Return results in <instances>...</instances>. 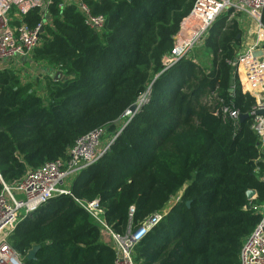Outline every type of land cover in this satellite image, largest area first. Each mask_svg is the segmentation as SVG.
I'll return each mask as SVG.
<instances>
[{
    "label": "trees",
    "instance_id": "obj_1",
    "mask_svg": "<svg viewBox=\"0 0 264 264\" xmlns=\"http://www.w3.org/2000/svg\"><path fill=\"white\" fill-rule=\"evenodd\" d=\"M61 1L50 6V20L41 9L26 16L44 26L41 45L24 62L47 69L41 85L28 82L26 68L0 70V175L11 184L68 159L76 140L95 129L117 137L72 179L70 193L18 224L11 246L24 264H114L113 247L79 203L99 199L118 233L163 215L136 245V264H239L243 239L262 217L254 206L264 204V151L248 116L255 99L231 65L242 44L237 19L220 16L202 48L163 71L196 0H85L106 17L101 30ZM203 48L209 68L193 57ZM224 104L247 118L237 127L224 122L212 110Z\"/></svg>",
    "mask_w": 264,
    "mask_h": 264
},
{
    "label": "built area",
    "instance_id": "obj_2",
    "mask_svg": "<svg viewBox=\"0 0 264 264\" xmlns=\"http://www.w3.org/2000/svg\"><path fill=\"white\" fill-rule=\"evenodd\" d=\"M53 3L54 0H0V70H4L8 63L19 60L24 65L26 60L32 59L42 43V23L33 27L26 21V16L34 9H41L45 19H49L48 11ZM69 5L76 6L89 27L96 30L104 27L106 17L93 14L85 0H62L60 3L62 8ZM227 12L244 16L242 20L237 17V21L242 30V40L244 37L247 44H241L231 65L235 77L255 99L248 116L251 117V128L259 138V148L264 151V0H196L174 35L171 52L163 58V71L184 58H191L195 50L203 47L213 24ZM246 19L253 21L255 26L247 27ZM257 52L260 54L257 55ZM147 94L136 102L139 108L146 101ZM212 110L224 122L231 120L236 127L241 122L242 114L229 105H221L218 109L212 106ZM126 115L133 116L134 113L128 110ZM116 137L117 134L111 136L104 128L95 129L76 140L68 151V159H56L36 169H29L20 180L11 184L5 183L0 175L3 185L0 191V264H24V256L9 241L18 224L50 199L70 193V188L64 186V182L96 163L109 150ZM79 203L100 226L104 242L113 247L114 264H136V245L163 217L156 213L138 228L129 227L122 234L107 222L105 209L99 199L82 200ZM254 208L262 217L253 231L243 239L239 264H264V204ZM134 211L135 208L130 207V217Z\"/></svg>",
    "mask_w": 264,
    "mask_h": 264
},
{
    "label": "rangeland",
    "instance_id": "obj_3",
    "mask_svg": "<svg viewBox=\"0 0 264 264\" xmlns=\"http://www.w3.org/2000/svg\"><path fill=\"white\" fill-rule=\"evenodd\" d=\"M230 17H232V18L234 17L236 19L238 17L239 20L240 19L242 20L244 16L242 14H239V15L238 14H235V15H231L230 14ZM46 20H48V19H46ZM246 22H247V27L253 28V26H255L254 22L251 21L250 19H246ZM242 43H243L242 46L247 44V40L244 37H243ZM193 57H194V59L196 61L200 62L202 66H204L205 68H209V66H210V63H209L210 56H209L208 52L204 48L202 50H199V51L195 52ZM9 68L14 69L15 71H18V72L23 71L24 68L28 69V71H29L28 82L30 81L29 83H33L35 85L37 84V86L41 85V83L39 81L42 78L46 77V74H45V71H44V68H43L42 65L39 66V65H36V64H32V66H29V65H27L25 63L24 65L21 64V66H18L17 64L14 66L13 64H11V66ZM142 99H143V97L140 98L139 101H141ZM204 102H206L205 98H204ZM259 170L260 169L258 168L257 171L259 172ZM69 180H66V184L67 185H70ZM253 197L255 198V196H253ZM254 198H252V199H254ZM173 201H174V199H173Z\"/></svg>",
    "mask_w": 264,
    "mask_h": 264
},
{
    "label": "water",
    "instance_id": "obj_4",
    "mask_svg": "<svg viewBox=\"0 0 264 264\" xmlns=\"http://www.w3.org/2000/svg\"><path fill=\"white\" fill-rule=\"evenodd\" d=\"M128 1H132V0H128ZM46 21V19L44 20V22ZM43 25H42V27H41V32L43 31ZM257 55L258 54H260L259 52H257L256 53ZM138 109H139V105L137 104V103H134V104H132L130 107H129V111L131 112V113H136L137 111H138ZM247 118V115H245V114H242L241 116H240V121L242 122V121H244L245 119ZM127 124V123H126ZM126 124L124 125V127L126 126ZM123 127V128H124ZM0 131H2V127H0ZM247 196H248V198L249 199H252V198H254L253 196H255V192L254 191H252V190H250V191H248L247 192ZM187 204H190V202H188ZM41 246L40 245H35L31 250H30V252H29V254H28V258L29 259H36V254H37V251H38V249L40 248Z\"/></svg>",
    "mask_w": 264,
    "mask_h": 264
},
{
    "label": "crops",
    "instance_id": "obj_5",
    "mask_svg": "<svg viewBox=\"0 0 264 264\" xmlns=\"http://www.w3.org/2000/svg\"><path fill=\"white\" fill-rule=\"evenodd\" d=\"M12 64H13L14 66H15L16 64H17L18 66H21V64H23V63H22L21 61L17 60V61H15V62L12 63ZM9 65L11 66V64H9V63L6 64V65H5V69H6V68H9V67H10ZM42 66H43V65H42ZM43 67H44V66H43ZM24 70H25V69H24ZM46 70H47V69L44 68L45 74H46V75H49V74H48L49 72H47ZM71 181H72V179L69 180V183H71ZM64 186H67L68 188H70V185H67L66 182H64Z\"/></svg>",
    "mask_w": 264,
    "mask_h": 264
}]
</instances>
